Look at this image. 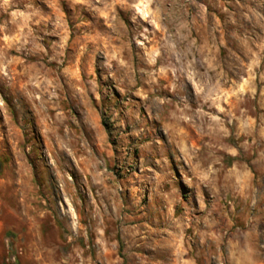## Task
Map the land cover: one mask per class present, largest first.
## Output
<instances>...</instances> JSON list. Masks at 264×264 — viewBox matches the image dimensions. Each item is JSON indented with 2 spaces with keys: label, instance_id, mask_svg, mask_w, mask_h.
<instances>
[{
  "label": "rangeland",
  "instance_id": "1",
  "mask_svg": "<svg viewBox=\"0 0 264 264\" xmlns=\"http://www.w3.org/2000/svg\"><path fill=\"white\" fill-rule=\"evenodd\" d=\"M0 264H264V0H0Z\"/></svg>",
  "mask_w": 264,
  "mask_h": 264
}]
</instances>
